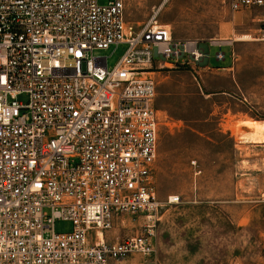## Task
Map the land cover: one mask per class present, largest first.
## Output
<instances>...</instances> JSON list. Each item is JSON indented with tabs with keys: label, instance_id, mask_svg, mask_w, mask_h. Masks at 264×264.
I'll return each instance as SVG.
<instances>
[{
	"label": "built area",
	"instance_id": "2783aa9c",
	"mask_svg": "<svg viewBox=\"0 0 264 264\" xmlns=\"http://www.w3.org/2000/svg\"><path fill=\"white\" fill-rule=\"evenodd\" d=\"M228 8L260 10L264 0ZM253 39L264 42V16ZM232 44L175 39L155 20L129 34L124 0H0V264H112L154 253L149 226L106 236L119 218L150 222L161 208L154 73L208 68L209 48ZM119 45L126 50L109 68L99 52ZM56 221L71 232L56 233Z\"/></svg>",
	"mask_w": 264,
	"mask_h": 264
},
{
	"label": "rangeland",
	"instance_id": "374dc122",
	"mask_svg": "<svg viewBox=\"0 0 264 264\" xmlns=\"http://www.w3.org/2000/svg\"><path fill=\"white\" fill-rule=\"evenodd\" d=\"M263 16L264 9L233 14L228 0H124L129 34L155 20L175 39L241 41L210 47L212 69L183 67L154 75V185L161 208L150 222L123 216L106 233L121 240L142 235L149 226L154 253L112 264H264V144L250 143L242 124L264 121V42L253 39ZM125 50L119 45L99 53L111 68ZM217 51L225 61L215 60ZM193 161L200 171L196 177ZM173 196L180 201L169 205ZM71 230L70 222L54 223L56 233Z\"/></svg>",
	"mask_w": 264,
	"mask_h": 264
},
{
	"label": "bare ground",
	"instance_id": "6f19581e",
	"mask_svg": "<svg viewBox=\"0 0 264 264\" xmlns=\"http://www.w3.org/2000/svg\"><path fill=\"white\" fill-rule=\"evenodd\" d=\"M162 7H163V5H161L159 7V10ZM219 40H232L233 42H236V40L234 39V37L224 38V39H219ZM242 124L248 130V137H247V139H248V141L250 143H253V144H264V121L243 120L242 121Z\"/></svg>",
	"mask_w": 264,
	"mask_h": 264
},
{
	"label": "crops",
	"instance_id": "0c3cea01",
	"mask_svg": "<svg viewBox=\"0 0 264 264\" xmlns=\"http://www.w3.org/2000/svg\"><path fill=\"white\" fill-rule=\"evenodd\" d=\"M238 41H241V40H236V42H238ZM204 69H212V68L208 67V68H204ZM214 69H217V70H225V69H221V68H214ZM160 73H162V72L154 73V75H155V74L158 75V74H160ZM207 84H208L207 81L204 79V80L202 81V85H203V87H204L205 90L208 89ZM209 94H210V92L206 93V95H209ZM256 121H259V120H256Z\"/></svg>",
	"mask_w": 264,
	"mask_h": 264
}]
</instances>
